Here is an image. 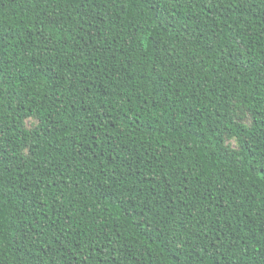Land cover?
<instances>
[{"label": "trees", "instance_id": "trees-1", "mask_svg": "<svg viewBox=\"0 0 264 264\" xmlns=\"http://www.w3.org/2000/svg\"><path fill=\"white\" fill-rule=\"evenodd\" d=\"M0 264H264V0H0Z\"/></svg>", "mask_w": 264, "mask_h": 264}]
</instances>
